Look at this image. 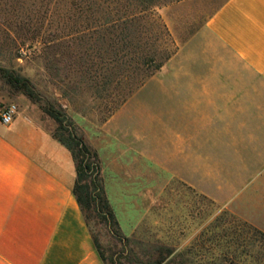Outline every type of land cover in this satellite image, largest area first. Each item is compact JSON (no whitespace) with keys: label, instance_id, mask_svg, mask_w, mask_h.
<instances>
[{"label":"crops","instance_id":"obj_1","mask_svg":"<svg viewBox=\"0 0 264 264\" xmlns=\"http://www.w3.org/2000/svg\"><path fill=\"white\" fill-rule=\"evenodd\" d=\"M56 127L29 101L0 121V264H105ZM95 132L123 187L152 173L264 231V0L225 2Z\"/></svg>","mask_w":264,"mask_h":264},{"label":"rangeland","instance_id":"obj_2","mask_svg":"<svg viewBox=\"0 0 264 264\" xmlns=\"http://www.w3.org/2000/svg\"><path fill=\"white\" fill-rule=\"evenodd\" d=\"M227 1L172 0L159 7L157 15L171 34L168 48L177 51ZM67 4L60 0L47 9L39 1L19 9L11 0H0V104L19 109L29 101L62 110L71 128L102 157L95 130L135 90L139 78L132 67L107 68L108 40L102 28L74 25L67 19L74 13ZM77 29L83 31L77 34ZM4 69L27 77L36 100L12 86ZM104 160L103 179L118 224L92 209L88 215L100 248L115 264H264V231L229 207L182 183L166 186L152 173L141 188L123 187L110 179L109 161Z\"/></svg>","mask_w":264,"mask_h":264},{"label":"trees","instance_id":"obj_3","mask_svg":"<svg viewBox=\"0 0 264 264\" xmlns=\"http://www.w3.org/2000/svg\"><path fill=\"white\" fill-rule=\"evenodd\" d=\"M39 1L42 7L50 9L60 0H11V5L14 8L30 9ZM61 1L68 3V10H74L73 15L67 16V19L73 21L74 25L102 28V37L108 40L107 68L121 66L134 68L139 78L135 90L156 73L176 52L168 48L167 43L171 34L167 25L157 15V9L172 0ZM155 28H158V31H155ZM82 31V29H77L76 33L79 34ZM158 40L163 42L162 47L156 46ZM4 72L12 86L23 90L30 98L36 100L35 90L27 77L7 69H4ZM135 90L124 96L113 111L115 112ZM41 108L57 122L54 135L73 154L77 168V179L73 191L89 227L88 211L91 209L102 216L105 221L118 224L115 210L106 191L102 160L98 150L90 145L76 128H71L73 123L68 122L65 112L54 106L42 105ZM93 237L104 263L115 264L113 257L107 256L94 235Z\"/></svg>","mask_w":264,"mask_h":264},{"label":"built area","instance_id":"obj_4","mask_svg":"<svg viewBox=\"0 0 264 264\" xmlns=\"http://www.w3.org/2000/svg\"><path fill=\"white\" fill-rule=\"evenodd\" d=\"M18 112V107L16 104H0V121L5 124H11L16 117Z\"/></svg>","mask_w":264,"mask_h":264}]
</instances>
